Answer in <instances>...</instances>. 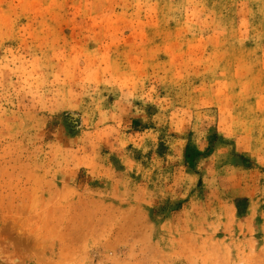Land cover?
Wrapping results in <instances>:
<instances>
[{
    "label": "rangeland",
    "instance_id": "rangeland-1",
    "mask_svg": "<svg viewBox=\"0 0 264 264\" xmlns=\"http://www.w3.org/2000/svg\"><path fill=\"white\" fill-rule=\"evenodd\" d=\"M0 264H264V0H0Z\"/></svg>",
    "mask_w": 264,
    "mask_h": 264
}]
</instances>
